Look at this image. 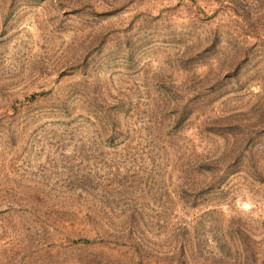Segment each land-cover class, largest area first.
<instances>
[{
    "label": "rangeland",
    "instance_id": "374dc122",
    "mask_svg": "<svg viewBox=\"0 0 264 264\" xmlns=\"http://www.w3.org/2000/svg\"><path fill=\"white\" fill-rule=\"evenodd\" d=\"M5 113L0 264H264V0H0Z\"/></svg>",
    "mask_w": 264,
    "mask_h": 264
},
{
    "label": "trees",
    "instance_id": "16d2710c",
    "mask_svg": "<svg viewBox=\"0 0 264 264\" xmlns=\"http://www.w3.org/2000/svg\"><path fill=\"white\" fill-rule=\"evenodd\" d=\"M12 108H14V107H12ZM14 110V109H13ZM6 116V113L5 114H0V118H4ZM205 166H208V164L206 163L205 164ZM9 207H6V209H3V210H0V212H10V210H13L14 208H15V206L14 205H8ZM25 207V206H24ZM27 208V207H26ZM19 209H22V207L20 206L19 207ZM25 209V208H24ZM25 211V210H24ZM26 211H28L29 212V214H30V216L32 215V210L30 211V210H28V209H26ZM35 213H36V211H35ZM34 214V213H33ZM26 224H28L26 221H24ZM20 224H23V222H21ZM29 226V225H28ZM47 230V229H46ZM77 240H80V239H75V240H73V242L75 243V242H77ZM84 240V242H86V243H91L88 239H83ZM27 254L28 253H26V254H22V258H21V260H20V263L22 262V260H23V258L24 257H26L27 256Z\"/></svg>",
    "mask_w": 264,
    "mask_h": 264
}]
</instances>
